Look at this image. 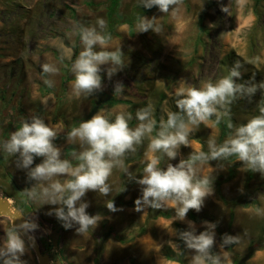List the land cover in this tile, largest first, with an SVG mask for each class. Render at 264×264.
Instances as JSON below:
<instances>
[{
  "label": "rangeland",
  "instance_id": "1",
  "mask_svg": "<svg viewBox=\"0 0 264 264\" xmlns=\"http://www.w3.org/2000/svg\"><path fill=\"white\" fill-rule=\"evenodd\" d=\"M88 1L94 4L88 5ZM212 1L182 0L167 14L157 8L143 15L156 17L161 34L151 30L137 32L139 20L134 21L133 29L128 23L118 25L106 50L121 48L126 66L111 80L102 72L103 91L76 99L71 95L74 76L70 66L83 48L78 27L95 26L97 19L102 18L107 22V34L106 0H0V143L10 138L22 121L35 115L60 130L56 144L62 149V157L71 159V153L79 151L80 146L68 143L66 133L100 108L114 114L130 113L129 126L135 128L139 123L138 109L151 103L156 120V107L160 103V120L162 117L166 120L169 111H178L177 93L199 88L207 80L217 81L228 74L236 61L246 69L243 80L238 82L264 81V0L259 5L254 0ZM141 8L144 7L138 0H122L120 13L132 17ZM202 17L206 31L200 30ZM75 47L77 55L73 59ZM43 63L59 69L50 77L54 81L51 88L43 83ZM116 81L125 86L119 96L113 95ZM260 105H264V93L259 91L251 101L237 100L230 106L232 123H246L259 114ZM206 124H201L189 137L190 146H181L176 159L169 161L166 156L153 153L146 139L134 154L126 156L125 165L139 176L146 163L156 156H161L159 164L165 168L168 163L177 164L181 157L187 158L204 147L208 149L209 139L222 144L228 136L220 139V128L212 118ZM152 135L155 136L154 132ZM41 159L35 158L34 165ZM221 163L224 168H219L217 161L209 162L201 175L213 176L214 180L229 178L232 166L235 175L222 182L221 195L214 189L202 210H190L185 221L174 220L175 210L171 207L135 211L134 202L141 195V186L129 181L119 169L114 170L108 181L112 186L108 197L93 191L84 197L89 203L86 211L104 217L94 230L90 228L84 235L76 233V226L66 230L55 215H48L54 206L38 208V204L27 199V206L21 210L38 223L33 235L41 249L50 253L52 264H181L172 259L180 258L182 251L175 223L180 222L187 230V221L194 223L197 233L204 230V221L217 224L214 253L222 257L223 264H234L236 257L244 258L246 264H264V215L258 214L264 212V177L259 172L241 171L240 161ZM31 183L26 171L16 167L15 158L0 151V192L15 207L22 202L23 190ZM249 191L257 205L236 203ZM119 194L125 204H115L123 210L110 212L105 204L113 198L118 200ZM54 227L61 231L58 248L53 247L50 237ZM141 227L145 232L138 234ZM11 228L10 218L0 215V242ZM109 229L111 234L105 238L104 251L98 258L97 247ZM225 233L238 235L240 243L220 249ZM194 255V250L185 248L183 262L196 264ZM22 259L27 264H38L32 247Z\"/></svg>",
  "mask_w": 264,
  "mask_h": 264
},
{
  "label": "clouds",
  "instance_id": "2",
  "mask_svg": "<svg viewBox=\"0 0 264 264\" xmlns=\"http://www.w3.org/2000/svg\"><path fill=\"white\" fill-rule=\"evenodd\" d=\"M138 3L147 9L155 6L167 14L182 0H138ZM106 27L107 22L102 18L97 19L95 26L78 27L83 48L70 66L74 76L71 95L76 99L103 91L102 72H106L111 80L126 66L121 48L106 50L111 39L105 33ZM149 30L162 33L156 17H139L137 32ZM97 47L101 50L97 51ZM41 69L43 83L53 87L54 81L50 77L59 69L51 63H43ZM245 71L244 64L236 61L228 74L217 81L207 80L199 88L180 91L175 99L178 111H169L167 119L162 117L159 121L158 128L151 103L137 110L139 123L135 128L129 126L130 113L114 114L107 108H100L90 119L81 121L66 133L68 143L80 146L79 151L71 153V159H64L62 149L55 143L60 130L35 115L22 121L10 138L0 143V151L6 157H14L16 167L25 170L27 180L33 182L23 190L24 197L38 204V208L54 206L47 214L55 215L66 230L76 226L75 231L79 235L86 234L90 228L94 230L104 219L100 214L90 215L86 211L89 203L84 197L89 191L108 197L112 192L108 181L117 169L123 171L129 181L141 186V195L134 202L135 211L171 207L175 210L174 220L185 221L190 210L201 211L205 199L214 193V177L201 175L202 168L209 166L210 161H217V166L224 168L221 162L235 157V161L242 163L241 171L259 172L264 177V105H260L259 114L246 123L234 125L229 122L227 127L231 131L222 144L217 145L215 140L209 139L208 152L199 151L187 158L181 157L175 165L168 163L161 168V156H156L146 163L143 174L138 176L129 171L125 158L130 153L134 154L147 139L148 148L153 153H160L169 161L176 159L181 146L191 145L189 137L201 124L207 126L206 122L213 117L216 123H220L230 114V106L234 102L244 98L251 101L258 91L264 93V81L238 82L243 80ZM124 90V84L116 81L113 95L119 96ZM37 157L42 158L41 162L34 165ZM105 205L113 213L123 210L112 199ZM258 214L264 215V212ZM19 217H22L21 222H14L0 242V264H27L22 257L32 247L33 233L39 225L30 215ZM187 223V230L175 234L185 248L194 250L196 264H223L222 257L214 253L217 224L204 221V230L197 233L194 223ZM239 243L238 235L225 233L219 247L224 249Z\"/></svg>",
  "mask_w": 264,
  "mask_h": 264
},
{
  "label": "trees",
  "instance_id": "3",
  "mask_svg": "<svg viewBox=\"0 0 264 264\" xmlns=\"http://www.w3.org/2000/svg\"><path fill=\"white\" fill-rule=\"evenodd\" d=\"M254 1H255L256 5H259V4H261V2L263 0H254ZM210 3H213V1L210 0ZM87 4L88 5H92V4H94V2L93 1L89 2L88 1ZM121 4H122V0H106V2H105L106 16H107V21H108L107 35H110V37L115 32V28L118 25L128 23L130 25V27L133 29L135 20H139V17L147 14L148 12H150L153 9H157V7H155V6L152 7L151 9L141 8V10L137 11V13L134 14L132 17H129V16L127 17L126 15H123L122 13H120L121 12L120 11ZM199 23H200V30L201 31H206V27L203 24V17L201 18ZM76 55H77V48L75 47L73 59L75 58ZM96 107L97 106L95 105L94 106V110L96 109ZM160 108H161V105L159 103L157 105V107H156V114H155L156 121H157V128L159 126V121H160ZM212 119L215 121V117H213ZM232 121H233L232 116L229 114L228 116L223 117L220 123H217V125L219 126L220 131H221V134H220V139L221 140L224 137L229 135L231 130L228 129L227 124L229 122L232 123ZM154 134L156 135L155 132H154ZM57 140L55 141V143L57 142ZM203 151L204 152H208V149H206L204 147ZM234 160H235V157H232V158L229 159V161H224V162H232ZM210 162L215 163L216 161H210ZM159 166L161 167V164H159ZM229 171H230L229 178H225V179L224 178H219V179L213 181V187L218 192V194H220V195H221L220 187H221L222 182L226 181L228 179H231L235 175V173H234L235 172V167L234 166L230 167ZM122 191H124V190H122ZM250 195H251V193L249 191L248 194H246V196H243L242 198H240L236 203H239L240 205H243V206H250V205H254L255 206V205H257V200L255 198L251 197ZM121 198H122L121 194H119L118 200L116 198H113L112 200L114 201V203L125 204V202ZM16 206H18L20 209H24L25 206H27V199L23 196L22 197V202L18 203ZM107 212H108V210H107ZM161 213L164 216H169V214L167 212H161ZM192 217L194 219H197L195 216H192ZM175 225H176L177 232L186 230L185 227L180 222H176ZM144 232H145V229L143 227H141L140 230L138 231V234H142ZM110 234H111V230L110 229L107 230L106 232H104V234L102 236L103 241L97 247V255H98L97 257L98 258L101 256V253H103V251H104L103 250V248H104L103 242L105 241V238L109 237ZM180 244H181V250H182L180 258H175L174 257L172 259L178 260L179 262H181V264H185L183 262V260H182V255L185 252V246H184L183 241H181V240H180ZM253 246L254 245L252 244L251 248ZM234 264H246V262H245L244 258L241 259L240 257H236L234 259Z\"/></svg>",
  "mask_w": 264,
  "mask_h": 264
},
{
  "label": "water",
  "instance_id": "4",
  "mask_svg": "<svg viewBox=\"0 0 264 264\" xmlns=\"http://www.w3.org/2000/svg\"><path fill=\"white\" fill-rule=\"evenodd\" d=\"M8 205H12L17 211H13L12 208ZM0 215H5L9 217L11 220L12 226L14 222L15 223L21 222L20 219H22V217H19V216L21 215L26 216L19 207H15L10 202L9 198L4 196L1 192H0ZM60 233L61 231L58 229V227H54L50 233L52 244H53V247L55 248L59 247ZM32 248L38 258V264H52L50 253L48 251H43L41 249L39 242L36 239L34 240V243L32 244Z\"/></svg>",
  "mask_w": 264,
  "mask_h": 264
},
{
  "label": "bare ground",
  "instance_id": "5",
  "mask_svg": "<svg viewBox=\"0 0 264 264\" xmlns=\"http://www.w3.org/2000/svg\"><path fill=\"white\" fill-rule=\"evenodd\" d=\"M5 203V202H4ZM12 208L13 211H17L12 205H8Z\"/></svg>",
  "mask_w": 264,
  "mask_h": 264
}]
</instances>
